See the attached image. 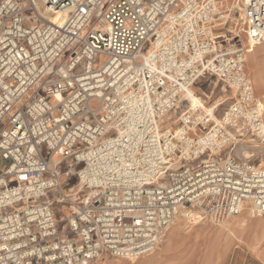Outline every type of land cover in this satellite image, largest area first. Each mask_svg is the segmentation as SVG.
<instances>
[{
    "label": "built area",
    "instance_id": "2783aa9c",
    "mask_svg": "<svg viewBox=\"0 0 264 264\" xmlns=\"http://www.w3.org/2000/svg\"><path fill=\"white\" fill-rule=\"evenodd\" d=\"M243 32L264 42V0H0V264L143 257L183 209L264 219ZM205 76L232 92L219 117L190 102Z\"/></svg>",
    "mask_w": 264,
    "mask_h": 264
},
{
    "label": "rangeland",
    "instance_id": "374dc122",
    "mask_svg": "<svg viewBox=\"0 0 264 264\" xmlns=\"http://www.w3.org/2000/svg\"><path fill=\"white\" fill-rule=\"evenodd\" d=\"M232 1L235 4L236 1L243 4V0H226ZM242 43L245 42L244 34H241ZM252 79V78H250ZM253 81V79H252ZM254 84V82H253ZM255 87V86H254ZM193 93L198 96H202V103L206 109L211 108L215 102L217 104L216 116L219 117L226 106L230 102L232 92L229 88L217 78L212 76H205L201 78L195 87ZM255 90V88H254ZM206 94L209 95L206 97ZM262 104L264 100L261 99ZM90 107L97 108L98 101L92 100ZM254 147L261 149L260 146H252L248 144H238L233 150L232 154L238 159H242V151L244 149L254 152ZM255 149V150H259ZM257 158L261 157V154H255ZM2 164L0 163V168ZM67 166V162H64L61 166V170H64ZM77 169V168H76ZM79 184L76 176H72L68 179L67 186L63 185L60 193H57L60 197L58 202H53L52 207L57 215V218H65L69 214V206L63 204L65 192H73L76 186ZM70 187V190H67ZM56 192L53 190L49 193V196H53ZM64 199V200H63ZM245 212L237 219L244 217ZM179 215L175 218L174 223L169 230L164 234L160 243L156 248L148 255L138 257L134 260L123 258L119 256L104 255L98 261L93 264H264L258 258L257 250L261 244H264V239L260 237L259 228L255 225H246L245 227H237L233 231L232 226L230 229L239 240H234L231 236V231L228 228V223H214L209 219H202L201 215L194 209H183L178 212ZM199 216V217H195ZM195 217V218H194ZM236 220V218H235ZM253 220H264L263 218H257ZM244 222V221H242ZM176 227V229H175ZM229 241L234 240L228 244ZM259 240L256 247H251ZM261 259V258H260Z\"/></svg>",
    "mask_w": 264,
    "mask_h": 264
},
{
    "label": "crops",
    "instance_id": "0c3cea01",
    "mask_svg": "<svg viewBox=\"0 0 264 264\" xmlns=\"http://www.w3.org/2000/svg\"><path fill=\"white\" fill-rule=\"evenodd\" d=\"M245 70H246V73L248 74L249 78L253 79L254 86H255L254 87L255 88V95L259 99L264 100V42L256 45L254 47V49L250 52L249 60H248L247 64L245 62ZM241 215H239V216H241ZM239 216H237V217H239ZM237 217H234L233 219H231L228 222V224H229L228 228L229 229L232 226L231 229H233V231H235V230H237L236 229L237 227L239 228V227H245L246 225H249V226L255 225L259 228L261 239H264V220H260V221L256 220L255 221L253 219H257V218H250L249 216L244 214L243 218H245V221L242 222L243 218L237 219ZM235 218H236V220H235ZM231 229H230L231 234H232L231 236L233 237L234 240L238 241L239 237L237 238ZM229 238H231V237L227 236V238H226L228 240L227 243L230 244L232 242V245H233L234 240L229 241ZM258 242H259V240H257L255 244H252L251 247H253V246L256 247ZM230 246H231V244H230ZM257 254L261 258L260 259L257 257V259H259L261 262H264V244L260 245V248L257 250Z\"/></svg>",
    "mask_w": 264,
    "mask_h": 264
},
{
    "label": "bare ground",
    "instance_id": "6f19581e",
    "mask_svg": "<svg viewBox=\"0 0 264 264\" xmlns=\"http://www.w3.org/2000/svg\"><path fill=\"white\" fill-rule=\"evenodd\" d=\"M236 1V0H235ZM243 3H244V0L242 1ZM235 4H237V7L239 8V10H241V4L239 3V1L237 2V3H235ZM243 5V4H242ZM43 15H45V17L46 18H48L49 20H51V21H55L56 19H55V17L54 16H56V15H59V12H56V14H54V15H52V14H50V13H47V12H45V11H43V12H41ZM244 31V30H243ZM242 34H244V36H245V42L243 43V44H245L246 46V48H247V53H246V56H245V62H246V64H247V62H248V60H249V55H250V52L254 49V47L256 46L255 44H253L251 41H249L248 39H247V37H246V35H245V33L243 32ZM243 42V41H242ZM250 81H251V84H252V87H253V91H254V93H255V90H254V84H253V81H252V79H250ZM192 93H193V90H192ZM192 93H190L191 95H190V102L192 103V105H202L203 107H204V103H202V96H198V95H195V94H192ZM207 96H209V95H207L206 94V97ZM260 101H261V99H260ZM261 104H262V102H261ZM216 105V108H217V104H216V102H215V104L213 105V106H215ZM205 108V107H204ZM212 108V107H211ZM211 108H208V110H210ZM214 109L213 111H215L216 112V110L217 109ZM262 108H263V117H264V104H262ZM213 118H214V115H213ZM215 120H217V118L215 117ZM255 149H259V148H257V147H254ZM254 149V152H251V150H246V149H244L243 151H242V160L243 159H247L248 157H250V155L251 154H253V155H255V154H258V153H261V149H259V150H255ZM251 153V154H250ZM81 187H80V185L78 184L77 186H76V189H73V193L71 194L72 195V197H74V198H76L77 196H76V194L78 193V192H80V189ZM62 190V189H61ZM62 193V192H61ZM60 195V194H59ZM59 195L58 194H54L53 196H51V197H49V199L52 201V202H58L59 200H60V197H59ZM63 196L65 197L66 195L65 194H63ZM65 201V200H64ZM197 211V210H196ZM198 212V211H197ZM243 212H245V214L247 215V216H249L248 215V213H247V211H242L240 214H238V215H236V216H232V217H230V218H228V219H226L224 222H222L221 224H223V223H228L231 219H233L234 217H237V216H239V215H241V214H243ZM199 213V212H198ZM179 215H176V217L175 218H177ZM195 217H199V216H195ZM194 217V218H195ZM175 220V219H174ZM242 221H245V218H243V220ZM173 223H174V221H173ZM172 223V224H173ZM172 224L170 225V227L172 226ZM175 224V223H174ZM169 227V228H170ZM169 228L167 229V231L169 230ZM175 229H176V227H175ZM166 231V232H167ZM165 232V233H166ZM128 259H130V260H134V259H136V257H134V256H132V257H130V258H128Z\"/></svg>",
    "mask_w": 264,
    "mask_h": 264
}]
</instances>
